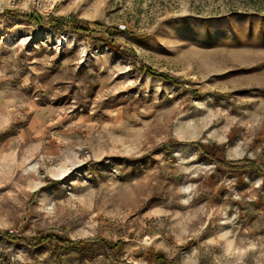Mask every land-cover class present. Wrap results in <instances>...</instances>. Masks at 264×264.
Returning <instances> with one entry per match:
<instances>
[{
  "label": "rangeland",
  "instance_id": "374dc122",
  "mask_svg": "<svg viewBox=\"0 0 264 264\" xmlns=\"http://www.w3.org/2000/svg\"><path fill=\"white\" fill-rule=\"evenodd\" d=\"M164 261L264 264V0H0V264Z\"/></svg>",
  "mask_w": 264,
  "mask_h": 264
},
{
  "label": "trees",
  "instance_id": "16d2710c",
  "mask_svg": "<svg viewBox=\"0 0 264 264\" xmlns=\"http://www.w3.org/2000/svg\"><path fill=\"white\" fill-rule=\"evenodd\" d=\"M8 13V12H7ZM62 21H60V25L61 26H64V25H66V24H69V25H72L73 26V28L75 29V30H79V28H80V26H86L87 25V22H85V21H81V20H79V19H76V18H73L72 20H67L66 18H64V19H61ZM59 24V23H58ZM124 31H122V30H118V31H116V35H119V34H121V33H123ZM108 42V45H110V46H113V42L112 41H107ZM126 51H128V50H125V52ZM149 73H151V74H156V75H159V76H163L162 74H160V73H158V72H155V71H153V70H151V69H146ZM169 79H171V80H173V81H176L177 82V79L176 78H174V77H168ZM166 263V261H164L162 264H165Z\"/></svg>",
  "mask_w": 264,
  "mask_h": 264
}]
</instances>
